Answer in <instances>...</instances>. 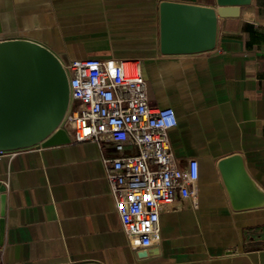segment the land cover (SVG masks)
<instances>
[{"label":"crops","instance_id":"obj_1","mask_svg":"<svg viewBox=\"0 0 264 264\" xmlns=\"http://www.w3.org/2000/svg\"><path fill=\"white\" fill-rule=\"evenodd\" d=\"M163 1L217 7V0H0V40L39 42L63 62L139 60L151 105L176 111L169 136L178 165L199 162L196 195L162 211L158 242L134 248L107 179L105 159L117 155L111 141L1 154L0 264H264V206L233 208L218 169L239 153L264 189V0L218 17L215 47L188 54L161 51Z\"/></svg>","mask_w":264,"mask_h":264},{"label":"built area","instance_id":"obj_2","mask_svg":"<svg viewBox=\"0 0 264 264\" xmlns=\"http://www.w3.org/2000/svg\"><path fill=\"white\" fill-rule=\"evenodd\" d=\"M64 65L73 103L63 126L76 142H112L117 155L105 165L122 227L134 248H147L161 238L162 211L196 195L199 162L180 167L171 147L176 111L151 105L137 59L75 58Z\"/></svg>","mask_w":264,"mask_h":264},{"label":"water","instance_id":"obj_3","mask_svg":"<svg viewBox=\"0 0 264 264\" xmlns=\"http://www.w3.org/2000/svg\"><path fill=\"white\" fill-rule=\"evenodd\" d=\"M250 2L217 0V7H209L163 1L161 51L188 54L212 50L218 17L238 16ZM70 103L69 75L52 49L25 38L0 40V153L70 142L63 126ZM218 169L233 208L264 206V189L248 174L243 155L221 158ZM6 204V185L0 181V251L5 239Z\"/></svg>","mask_w":264,"mask_h":264}]
</instances>
